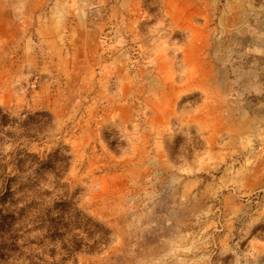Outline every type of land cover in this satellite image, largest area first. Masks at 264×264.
<instances>
[{"label": "rangeland", "instance_id": "374dc122", "mask_svg": "<svg viewBox=\"0 0 264 264\" xmlns=\"http://www.w3.org/2000/svg\"><path fill=\"white\" fill-rule=\"evenodd\" d=\"M0 110L6 172L68 157L58 182L110 232L58 228L81 247L63 261L6 204L0 264L263 262L264 0H0Z\"/></svg>", "mask_w": 264, "mask_h": 264}, {"label": "trees", "instance_id": "16d2710c", "mask_svg": "<svg viewBox=\"0 0 264 264\" xmlns=\"http://www.w3.org/2000/svg\"><path fill=\"white\" fill-rule=\"evenodd\" d=\"M36 115L42 118L50 117L48 114L44 113ZM6 123L7 115L0 110V131ZM23 157L25 160L29 161L27 162V168L24 166L25 160H17L16 164L12 165V174L7 173V168L2 167L0 164V201H3L0 206L4 207V205L8 204L11 208V212L4 216V219L11 221V224H7L9 228H13L12 224L15 223H17L20 228H46L45 237L50 240H55L56 237L63 238L67 235L66 233L64 235L59 233L58 228H79L84 225L89 228H96L100 231L95 233L100 236V239L93 245L92 249L98 245L106 244L110 232L101 230L97 224L91 223L90 218L82 215L73 202L74 194H69V190L66 186L58 182L62 180V175L67 167L66 163L69 158L55 153V157L57 158L56 161L61 165L57 169L50 168L48 163L39 162L36 157L32 155L24 154ZM46 168H50V174H52L57 181L54 186L56 188L55 190L58 191L56 195L58 197V202L55 204H57L56 207L61 214L56 217L50 214L51 208L48 207L45 211H41L43 205L41 203L37 204L36 202V199L40 195L37 189L38 181L42 175V171L46 170ZM27 173H29L30 176H27ZM67 236L66 239H62L60 242L63 261L73 259L81 248L79 244L80 241L76 239L78 236L71 235L69 239H67Z\"/></svg>", "mask_w": 264, "mask_h": 264}, {"label": "crops", "instance_id": "0c3cea01", "mask_svg": "<svg viewBox=\"0 0 264 264\" xmlns=\"http://www.w3.org/2000/svg\"><path fill=\"white\" fill-rule=\"evenodd\" d=\"M255 246L256 247H254V248H256V251H258L257 254L260 255L259 254V250H264V242L263 241H261V242L259 241L258 245H255ZM263 254H264V252H263ZM257 264H264V257H263V262L262 263H257Z\"/></svg>", "mask_w": 264, "mask_h": 264}]
</instances>
